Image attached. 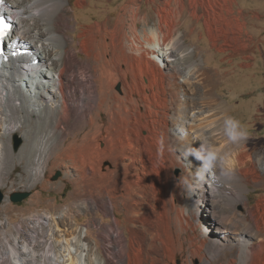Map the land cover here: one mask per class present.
I'll return each instance as SVG.
<instances>
[{
    "label": "bare ground",
    "instance_id": "6f19581e",
    "mask_svg": "<svg viewBox=\"0 0 264 264\" xmlns=\"http://www.w3.org/2000/svg\"><path fill=\"white\" fill-rule=\"evenodd\" d=\"M235 2L125 0L75 37L68 1L7 0L12 39L35 50L40 65L22 68L20 42L0 72V185L25 159L43 189L46 172L62 168L77 199L39 214L26 236L17 229L1 239L0 264H264V197L251 206L247 198L264 186V154L229 122L220 72L183 40L185 22L201 21L203 9L209 36L219 31L233 50H248ZM23 129L15 155L11 136ZM77 211L112 221L82 226Z\"/></svg>",
    "mask_w": 264,
    "mask_h": 264
},
{
    "label": "rangeland",
    "instance_id": "374dc122",
    "mask_svg": "<svg viewBox=\"0 0 264 264\" xmlns=\"http://www.w3.org/2000/svg\"><path fill=\"white\" fill-rule=\"evenodd\" d=\"M66 1L69 3V8L71 7L70 9H72L70 14L71 23L76 27V31L73 32L71 30L69 33L71 36L76 37L82 28H87L86 26L93 25L96 22H103L107 17L106 15L117 14V10L119 11L122 2L125 0H113L112 2L87 0L88 4L85 8H79L76 5L77 0ZM143 7L148 12H154V4L148 5L146 3ZM234 9L237 14L239 10H243V16L247 19L246 32L243 38L247 39L250 47L246 51H236L226 45L229 42V38L219 31L212 29L214 36H209L205 27L206 17L203 9L199 11L203 15L202 20L198 22L188 19L183 27L188 34L183 35L181 31H179V34L184 36L183 40L192 53L196 49L195 58L203 67L212 70L214 73L220 72L222 77L219 81L217 94L220 99H224L231 106L232 119L233 122H236L234 123L236 132L239 131L238 133H241V136L249 140V146L253 151L264 154V0H236ZM257 15H261V18H256ZM193 29H195V32L191 33ZM213 43L216 46H213ZM219 47L225 50L219 51ZM247 57L250 58L247 59ZM244 63L252 65L250 67L241 66ZM225 73L229 74L226 75ZM69 80L66 79L65 82L68 83ZM176 89L181 90V86ZM188 92L193 96L192 88H189ZM188 129L190 130V127ZM25 131L26 129L20 130L11 136V149L15 155L26 144ZM16 136L23 139L22 145L18 150L14 148ZM71 139H73L72 135L69 137V140ZM26 164L27 160L25 159H16L14 163H11L10 170L4 175L3 183L0 185V189L7 196L0 205V241L5 236L10 238L15 236L17 229L20 230L21 236H26L31 228L30 226L33 225L39 214L55 211L67 205L73 206L77 199L74 194L75 185L70 180V177L66 176L62 168L56 167L54 170L46 172L45 181L48 189H43L42 181L34 182L31 175L27 173L25 170ZM178 172L179 169L176 168L175 173ZM57 185L60 186L61 190L54 188ZM17 192H31V194L21 202L16 203L11 201L9 196L11 193ZM261 197H264V186H251L247 193L250 206L254 205ZM72 209L75 210L73 207ZM240 210L245 211L243 206H240ZM93 218L102 220L105 224L112 221L111 217L106 218L101 212L95 216L80 211L76 212L74 220L80 225L86 226ZM201 218L204 219L202 221L199 219L201 223L199 232L204 229L202 228L204 227L202 223L205 221V217L201 216ZM207 231L205 232L210 234L208 240L213 241V231ZM88 237L101 246L96 229H90ZM218 237L221 236H217L216 241L219 239ZM194 263L199 264L200 260L195 259Z\"/></svg>",
    "mask_w": 264,
    "mask_h": 264
},
{
    "label": "water",
    "instance_id": "95a60500",
    "mask_svg": "<svg viewBox=\"0 0 264 264\" xmlns=\"http://www.w3.org/2000/svg\"><path fill=\"white\" fill-rule=\"evenodd\" d=\"M22 142H23L22 138H20L19 136L15 137V139H14L15 150H18L20 148V146L22 145ZM30 194H31V192L11 193L9 198L11 199V201L17 203V202H21L23 199L27 198ZM6 197H7L6 194L2 191V189H0V205L5 200Z\"/></svg>",
    "mask_w": 264,
    "mask_h": 264
},
{
    "label": "snow or ice",
    "instance_id": "6c2138e0",
    "mask_svg": "<svg viewBox=\"0 0 264 264\" xmlns=\"http://www.w3.org/2000/svg\"><path fill=\"white\" fill-rule=\"evenodd\" d=\"M4 0H0V5H2ZM10 25L5 22V18L0 16V40H2L7 32L9 31ZM0 55H2V51H0Z\"/></svg>",
    "mask_w": 264,
    "mask_h": 264
},
{
    "label": "clouds",
    "instance_id": "9594fccd",
    "mask_svg": "<svg viewBox=\"0 0 264 264\" xmlns=\"http://www.w3.org/2000/svg\"><path fill=\"white\" fill-rule=\"evenodd\" d=\"M230 123H236V122H233V121H229ZM233 139H235V137H233Z\"/></svg>",
    "mask_w": 264,
    "mask_h": 264
}]
</instances>
